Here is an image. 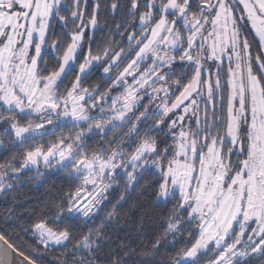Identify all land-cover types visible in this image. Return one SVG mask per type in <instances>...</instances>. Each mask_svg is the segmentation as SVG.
Returning a JSON list of instances; mask_svg holds the SVG:
<instances>
[{
    "label": "snow or ice",
    "instance_id": "6c2138e0",
    "mask_svg": "<svg viewBox=\"0 0 264 264\" xmlns=\"http://www.w3.org/2000/svg\"><path fill=\"white\" fill-rule=\"evenodd\" d=\"M131 193L151 247L110 246ZM0 201V264H264V0H0Z\"/></svg>",
    "mask_w": 264,
    "mask_h": 264
},
{
    "label": "trees",
    "instance_id": "16d2710c",
    "mask_svg": "<svg viewBox=\"0 0 264 264\" xmlns=\"http://www.w3.org/2000/svg\"><path fill=\"white\" fill-rule=\"evenodd\" d=\"M249 39L253 47L258 50V39L252 31H250ZM28 175L34 176L35 172H30ZM68 186L69 182L63 178V174H47L43 180H33L25 184L23 188L18 190L17 195L25 208H32L37 205H43L44 203L54 202L56 197L68 190ZM121 191L122 190L114 189L110 192L109 199L111 203L114 204L116 202ZM143 198L145 197H142L139 193H131L128 202L123 204L120 210V218L114 222L112 228L109 229L108 232L111 241L110 246L114 247L116 243L130 242L132 246L137 249L141 246L151 247L155 238L163 234L165 228L164 222L168 215L167 210L160 208L149 218H145L141 212L131 207L132 204H139ZM3 206L4 202L0 201V207ZM107 210L109 209H106V211ZM5 227H7L9 231L15 229L14 225L0 219V230H3ZM15 230L18 231V229ZM25 239L27 238L25 237ZM29 243H32V241H29ZM165 247L161 248V252L165 251ZM60 252H62V249L53 250L49 253V256L52 260H55Z\"/></svg>",
    "mask_w": 264,
    "mask_h": 264
},
{
    "label": "flooded vegetation",
    "instance_id": "af4514ba",
    "mask_svg": "<svg viewBox=\"0 0 264 264\" xmlns=\"http://www.w3.org/2000/svg\"><path fill=\"white\" fill-rule=\"evenodd\" d=\"M246 32H245V35H247V37H248V39H249V34H250V31H252L253 33H254V30L253 29H251V25L250 24H247L246 25ZM257 38V37H256ZM258 39V38H257ZM249 41H250V39H249ZM254 48V47H253ZM254 49H256V48H254ZM257 50V49H256Z\"/></svg>",
    "mask_w": 264,
    "mask_h": 264
},
{
    "label": "rangeland",
    "instance_id": "374dc122",
    "mask_svg": "<svg viewBox=\"0 0 264 264\" xmlns=\"http://www.w3.org/2000/svg\"><path fill=\"white\" fill-rule=\"evenodd\" d=\"M255 34V33H254ZM41 171H43V169L41 168Z\"/></svg>",
    "mask_w": 264,
    "mask_h": 264
}]
</instances>
